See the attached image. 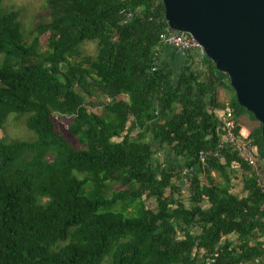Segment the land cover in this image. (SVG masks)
Here are the masks:
<instances>
[{"label": "trees", "instance_id": "trees-1", "mask_svg": "<svg viewBox=\"0 0 264 264\" xmlns=\"http://www.w3.org/2000/svg\"><path fill=\"white\" fill-rule=\"evenodd\" d=\"M2 2L0 133L25 115L36 138H0V264H264L261 127L234 93L219 101L233 91L206 56L201 68L189 55L176 70L160 63L161 1L46 0L30 41ZM225 105L250 127L259 176L229 148L215 155Z\"/></svg>", "mask_w": 264, "mask_h": 264}, {"label": "water", "instance_id": "water-1", "mask_svg": "<svg viewBox=\"0 0 264 264\" xmlns=\"http://www.w3.org/2000/svg\"><path fill=\"white\" fill-rule=\"evenodd\" d=\"M169 29L191 36L261 127L264 149V0H160Z\"/></svg>", "mask_w": 264, "mask_h": 264}, {"label": "rangeland", "instance_id": "rangeland-1", "mask_svg": "<svg viewBox=\"0 0 264 264\" xmlns=\"http://www.w3.org/2000/svg\"><path fill=\"white\" fill-rule=\"evenodd\" d=\"M46 4H47L46 0H3L2 7L5 11H10V10L19 11L20 20L23 25L25 34L28 40L30 41L32 37L31 33L35 29V27L42 22L49 21L50 19L48 15L49 11L47 9ZM47 38L48 36L44 35L41 39L43 49L46 48ZM97 47L98 46L96 42H86L85 44L82 45V53L89 54V55H96L97 50H98ZM173 68H175V66ZM174 70H176V68ZM232 94L233 92H231L230 90L226 88H220L218 90V98L220 99V102L225 103V104H228L229 99L231 98ZM95 111L100 113L99 108H96ZM54 120L56 122L58 130L61 133L65 134L66 137L71 142H74L77 147H81L79 145L77 138L70 135V133L68 132L69 119L55 114ZM26 121H27V116L25 115L9 116V118L7 119L5 123L3 130L0 133V138L4 140L5 142L16 141V140H23V141L35 140L36 135L35 133H33L27 128ZM250 124L254 126H258V122H255V121H250ZM246 129L249 132L250 127L247 126ZM157 156L158 158L164 161V164L167 167H175L176 165L180 163V162L175 163L174 160H170L169 158H167L166 155L164 156L157 155ZM181 185L185 188L187 187L183 179L181 181ZM111 189L112 191H119V190H123L126 188L123 187L121 184L114 183L112 184ZM139 207H140V201L136 200L133 203L120 208L119 210L125 217H132L136 213V211L139 209ZM105 264H109V260H107Z\"/></svg>", "mask_w": 264, "mask_h": 264}, {"label": "built area", "instance_id": "built-area-1", "mask_svg": "<svg viewBox=\"0 0 264 264\" xmlns=\"http://www.w3.org/2000/svg\"><path fill=\"white\" fill-rule=\"evenodd\" d=\"M160 46H170L174 48L181 56H187L189 53H194L198 61L201 62L205 56L202 48L191 36L185 33L175 32L168 27H165L159 34ZM155 67L151 68L154 71ZM237 123L233 118V111L225 105L218 123L219 141L216 148L215 155L222 149L229 148L237 154L239 159L243 161L247 167L256 175H261V168L258 160L255 157V149L253 145L246 139L247 136L243 135L237 130ZM203 159V158H201ZM185 185L188 187V182L183 178ZM258 186L262 185L258 181ZM264 211V204L262 206Z\"/></svg>", "mask_w": 264, "mask_h": 264}, {"label": "crops", "instance_id": "crops-1", "mask_svg": "<svg viewBox=\"0 0 264 264\" xmlns=\"http://www.w3.org/2000/svg\"><path fill=\"white\" fill-rule=\"evenodd\" d=\"M191 57V62H193V65L197 68H201L202 67V63L198 61V58L195 57L196 55H194V53H189L188 54ZM158 59L160 61V63L162 65H168L171 68H173L175 66L176 69L180 68V66H182L185 62V56H181L175 49H173L170 46H163L160 48L159 54H158ZM219 99V98H218ZM220 101V99H219ZM240 128V132L243 135H248V130L246 129V127L244 126H240L238 125ZM159 156H164L166 155L167 158H169L170 160H176L174 161L175 163L178 161V159H173V157L169 154L166 153V151H160L158 153ZM213 176H215V173L212 174ZM238 175V174H236ZM233 184L236 185V187L238 186L239 188V178L237 177L236 179L233 178L232 180Z\"/></svg>", "mask_w": 264, "mask_h": 264}]
</instances>
